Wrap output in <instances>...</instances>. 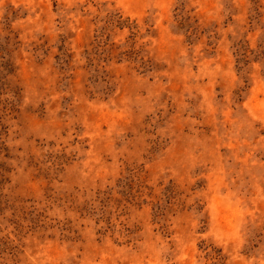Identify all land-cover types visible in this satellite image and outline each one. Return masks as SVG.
<instances>
[{
	"label": "rangeland",
	"instance_id": "obj_1",
	"mask_svg": "<svg viewBox=\"0 0 264 264\" xmlns=\"http://www.w3.org/2000/svg\"><path fill=\"white\" fill-rule=\"evenodd\" d=\"M0 264H264V0H0Z\"/></svg>",
	"mask_w": 264,
	"mask_h": 264
}]
</instances>
